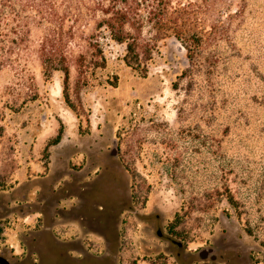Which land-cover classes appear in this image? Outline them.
<instances>
[{
  "label": "rangeland",
  "instance_id": "obj_1",
  "mask_svg": "<svg viewBox=\"0 0 264 264\" xmlns=\"http://www.w3.org/2000/svg\"><path fill=\"white\" fill-rule=\"evenodd\" d=\"M0 2V264H264V0L195 65L158 40L146 76L102 34L106 66L78 88L71 38L79 116L44 76L32 1Z\"/></svg>",
  "mask_w": 264,
  "mask_h": 264
},
{
  "label": "trees",
  "instance_id": "obj_2",
  "mask_svg": "<svg viewBox=\"0 0 264 264\" xmlns=\"http://www.w3.org/2000/svg\"><path fill=\"white\" fill-rule=\"evenodd\" d=\"M29 6L39 17V24L46 23L48 32L38 48L42 71L51 79L55 71L63 74L64 101L77 112L70 94V39L79 37L85 42V50L74 56L78 88L87 86L96 78L98 69L106 66V55L101 43L102 34L116 43L125 45L123 61L141 76H146L149 63L154 59L158 40L174 36L186 49L193 65L205 49L219 40L233 43L231 26L243 22L245 0L234 12L227 0H31ZM2 6L4 5L3 2ZM227 19H222L223 13ZM8 12L0 8V26ZM147 28V30H146ZM149 35H146V31ZM221 54L212 53L208 69H217ZM62 129L50 143L56 144L62 137ZM226 200L236 210L240 201L226 187ZM181 213H176L179 218ZM239 215V214H238Z\"/></svg>",
  "mask_w": 264,
  "mask_h": 264
}]
</instances>
